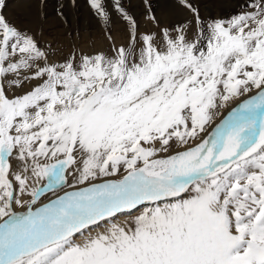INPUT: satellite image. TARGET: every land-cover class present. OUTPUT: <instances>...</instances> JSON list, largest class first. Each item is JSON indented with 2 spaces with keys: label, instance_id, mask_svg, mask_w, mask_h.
Masks as SVG:
<instances>
[{
  "label": "snow or ice",
  "instance_id": "snow-or-ice-1",
  "mask_svg": "<svg viewBox=\"0 0 264 264\" xmlns=\"http://www.w3.org/2000/svg\"><path fill=\"white\" fill-rule=\"evenodd\" d=\"M0 264H264V0H0Z\"/></svg>",
  "mask_w": 264,
  "mask_h": 264
},
{
  "label": "bare ground",
  "instance_id": "bare-ground-1",
  "mask_svg": "<svg viewBox=\"0 0 264 264\" xmlns=\"http://www.w3.org/2000/svg\"><path fill=\"white\" fill-rule=\"evenodd\" d=\"M51 3H55V0H50ZM83 11V9H82ZM99 32L97 31H93L91 34V37L88 36L87 33L84 34V43L86 46H91L93 44V39L97 40L96 37L99 36ZM101 38L99 37L98 40H100Z\"/></svg>",
  "mask_w": 264,
  "mask_h": 264
},
{
  "label": "rangeland",
  "instance_id": "rangeland-1",
  "mask_svg": "<svg viewBox=\"0 0 264 264\" xmlns=\"http://www.w3.org/2000/svg\"><path fill=\"white\" fill-rule=\"evenodd\" d=\"M9 14L11 15V12ZM99 37L101 38V33L99 34V36L96 37L97 40L93 39V43H99V42H101V39L98 40Z\"/></svg>",
  "mask_w": 264,
  "mask_h": 264
}]
</instances>
